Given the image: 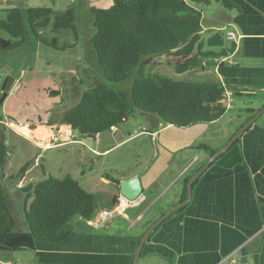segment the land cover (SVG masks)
<instances>
[{"label":"crops","instance_id":"obj_1","mask_svg":"<svg viewBox=\"0 0 264 264\" xmlns=\"http://www.w3.org/2000/svg\"><path fill=\"white\" fill-rule=\"evenodd\" d=\"M231 1L237 9L212 7L216 19L203 14L201 38L206 40L214 33L204 38L205 33L227 26L236 41L225 37V46L234 45V51L217 60L216 67L202 68L203 63L186 73L192 76L189 81L209 82L204 79L212 77L211 82L225 85L232 102L224 115L212 124L175 128L154 115L139 113L146 122L142 129L151 134L153 152L140 171L118 179H140L139 204L125 208L99 228L77 219V230L60 243L37 242L33 250L36 264H132L138 238L186 200L191 179L189 202L157 225L143 244L138 264H219L233 253L238 264L241 260L243 264H264V112L245 129L238 144L234 142L200 173L217 150L264 106V0ZM66 127L64 134L70 129ZM59 134L54 142L59 141ZM217 138L219 145L211 146ZM83 141H60V145L90 143ZM112 186L108 200L120 195L117 185ZM12 260L10 252H0V264H30Z\"/></svg>","mask_w":264,"mask_h":264},{"label":"trees","instance_id":"obj_2","mask_svg":"<svg viewBox=\"0 0 264 264\" xmlns=\"http://www.w3.org/2000/svg\"><path fill=\"white\" fill-rule=\"evenodd\" d=\"M212 2L226 10L237 9L231 0H114L109 8L92 9L91 45L104 78L108 83H122L131 78V90L126 95L96 84L81 94L78 102L62 115L59 124L69 126L80 136L94 137L110 131L111 127L124 125L133 112L154 115L161 123L175 128L219 120L226 111L220 102L224 84L176 81L151 72L160 59L175 74L182 75L198 69L209 59L219 60L232 54L234 45L225 46L221 32L206 40L201 38L202 9ZM6 13L0 21V30L14 41L0 38V50H12L25 40L23 12L14 8ZM26 17L36 39H39L36 30L46 27L51 17L53 32L70 29L75 33L76 12L72 8L58 13L45 7L28 8ZM207 47L222 50L206 51ZM10 151L4 135L0 134V168ZM26 168L27 164L23 165L19 174ZM115 187L119 192V187ZM21 191L25 194L24 231L16 228L0 186V252L33 251L39 241H64L73 232L70 223L78 219L87 224L101 201L99 195L84 190L71 175L60 179L49 175ZM118 201L116 194L100 208L113 209Z\"/></svg>","mask_w":264,"mask_h":264},{"label":"rangeland","instance_id":"obj_3","mask_svg":"<svg viewBox=\"0 0 264 264\" xmlns=\"http://www.w3.org/2000/svg\"><path fill=\"white\" fill-rule=\"evenodd\" d=\"M113 4L114 0H0V21L5 19L6 11L18 8L23 12L25 32V40L21 46L12 50H0V134L4 135L5 143L11 150L5 165L0 168V186L18 230H25V194L21 188L37 183L49 175L58 179L71 175L84 190L100 196L101 201L97 204L99 212L109 198V191L113 190L112 181L140 171L153 152L151 134L141 132L146 122L138 112L131 113L124 125L115 127V132L99 134L100 141L97 145L93 142L81 143L82 147L79 143L60 145V141L54 142V136L57 138L58 133L66 130L64 125L59 124L62 115L89 88L103 84L114 92L126 95L130 93L131 78L122 83H108L105 80L91 45L94 35L91 10L106 9ZM37 7L50 8L53 13L74 9L75 33L70 29L53 32L51 17V22L46 27L36 30L39 37L36 39L30 29L26 10ZM212 7L224 10L212 2L203 7L202 16L205 14L206 18L213 19ZM228 30L225 26L223 30L210 31L203 37L221 32L224 43L228 44L225 39ZM0 38L14 41L2 30ZM217 49L205 48L207 51ZM156 62L157 66L151 68L152 73L176 81H189L188 78H192L186 73L175 74L172 67L164 65L163 59ZM204 80L211 82L214 78ZM5 82L10 88L5 98H2ZM54 91L58 93H52ZM238 103L239 99L234 97V104ZM42 124L46 127H42ZM130 136L133 139L128 140ZM43 139L47 141L39 142ZM76 140L83 141L80 136ZM217 145L218 138L211 142V146ZM106 149L111 150L106 154L100 153ZM25 164V172L19 174ZM102 179L109 180L110 184H105ZM70 224L77 230L79 223L76 220ZM10 254L13 263L36 264L33 251Z\"/></svg>","mask_w":264,"mask_h":264},{"label":"water","instance_id":"obj_4","mask_svg":"<svg viewBox=\"0 0 264 264\" xmlns=\"http://www.w3.org/2000/svg\"><path fill=\"white\" fill-rule=\"evenodd\" d=\"M217 60L218 59H210L208 60L203 66L204 67H216L217 66ZM10 88V85H5L2 89V98H5L8 89ZM264 112V106L256 113L254 114L236 133L235 135L229 140V142L219 151H217L202 167L200 170V173L203 169H205L214 159H216L220 154L227 151L230 146L241 136V134L247 129L256 119ZM199 173V172H198ZM194 180H190V182L187 185V198L184 202L179 204L178 206L174 207L167 213H165L157 222L152 224L144 233L143 237L140 240V243L138 247L136 248V251L134 253L133 263L132 264H138V259L140 257L141 249L143 247V244L145 243L146 238L149 236L150 232L159 224L162 223L168 216H170L171 213L176 211L177 209L181 208L182 206L186 205L189 202V199L191 197L192 192V182ZM115 185L119 187V194L122 198L128 200V201H135L136 199L140 198L142 195V187L141 182L138 177H133L129 180H116L112 181ZM241 264H243V260H241Z\"/></svg>","mask_w":264,"mask_h":264},{"label":"built area","instance_id":"obj_5","mask_svg":"<svg viewBox=\"0 0 264 264\" xmlns=\"http://www.w3.org/2000/svg\"><path fill=\"white\" fill-rule=\"evenodd\" d=\"M225 37L228 40H231L234 42L236 41V37H235L234 33H232V32H227ZM230 96L231 95L229 93H227L226 91L224 92V94L222 96V99L220 102L225 108H228L232 102ZM110 131L114 132L115 127H111ZM141 132L145 133L146 129H142ZM78 136H80L79 133L77 131H72L70 128L67 134H64V135L59 134L58 140L62 141V142H69L70 143V142L76 141V137H78ZM98 136L99 135H96L94 137H89L87 135H84V136H80V137H81V139H83L87 142H93V143L97 144L98 143ZM139 202H140V198L136 199L135 201H128L119 195L118 204L113 209H101L99 212H96L94 217L91 220L87 221L86 223L90 227L99 228L103 224H105L107 221H109L110 219H113V218L119 216V214L125 208L135 207L139 204ZM235 257H236L235 253H233L230 256H228L227 258H225L224 260H222L219 264H223L225 262H228L229 264H238Z\"/></svg>","mask_w":264,"mask_h":264},{"label":"bare ground","instance_id":"obj_6","mask_svg":"<svg viewBox=\"0 0 264 264\" xmlns=\"http://www.w3.org/2000/svg\"><path fill=\"white\" fill-rule=\"evenodd\" d=\"M66 129L68 128V127H66V126H64ZM68 132V131H67ZM65 132H63L62 134H64ZM61 134V133H60ZM53 135V134H52ZM49 140H51V137L49 138ZM44 141H47V139L46 140H40L39 142H44Z\"/></svg>","mask_w":264,"mask_h":264}]
</instances>
